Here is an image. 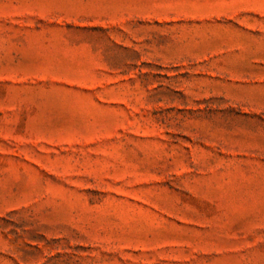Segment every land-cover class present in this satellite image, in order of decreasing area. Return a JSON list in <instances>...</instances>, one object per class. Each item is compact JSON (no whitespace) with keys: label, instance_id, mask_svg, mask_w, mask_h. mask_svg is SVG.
Returning a JSON list of instances; mask_svg holds the SVG:
<instances>
[{"label":"rangeland","instance_id":"obj_1","mask_svg":"<svg viewBox=\"0 0 264 264\" xmlns=\"http://www.w3.org/2000/svg\"><path fill=\"white\" fill-rule=\"evenodd\" d=\"M0 264H264V0H0Z\"/></svg>","mask_w":264,"mask_h":264}]
</instances>
